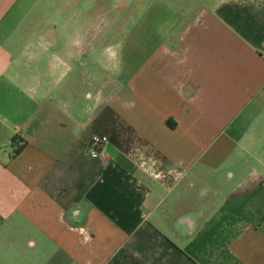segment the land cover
<instances>
[{
    "label": "crops",
    "instance_id": "1",
    "mask_svg": "<svg viewBox=\"0 0 264 264\" xmlns=\"http://www.w3.org/2000/svg\"><path fill=\"white\" fill-rule=\"evenodd\" d=\"M39 1L0 0V264H264V0H150L116 49Z\"/></svg>",
    "mask_w": 264,
    "mask_h": 264
},
{
    "label": "rangeland",
    "instance_id": "2",
    "mask_svg": "<svg viewBox=\"0 0 264 264\" xmlns=\"http://www.w3.org/2000/svg\"><path fill=\"white\" fill-rule=\"evenodd\" d=\"M148 1L150 0H40L39 7L37 6V11L31 15L30 20L38 17L37 15L41 14L40 10H42V14L47 15H42L43 17L40 18L60 22L62 12H65L66 22L70 23L66 29H72L73 24L77 23H79L82 33L88 29L96 28L97 34L112 35L110 36L112 48L116 49L118 40H120V30L124 28L121 27L122 21L130 22L142 7L148 5ZM41 5L46 7V11L40 9ZM23 28L19 32L24 30ZM122 35L125 33L123 32Z\"/></svg>",
    "mask_w": 264,
    "mask_h": 264
},
{
    "label": "built area",
    "instance_id": "3",
    "mask_svg": "<svg viewBox=\"0 0 264 264\" xmlns=\"http://www.w3.org/2000/svg\"><path fill=\"white\" fill-rule=\"evenodd\" d=\"M108 143L107 136H94L91 140V152L92 154L101 153L104 146Z\"/></svg>",
    "mask_w": 264,
    "mask_h": 264
}]
</instances>
